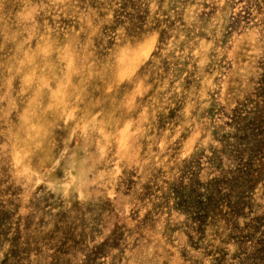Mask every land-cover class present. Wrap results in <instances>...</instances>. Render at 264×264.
<instances>
[{"label": "rangeland", "instance_id": "rangeland-1", "mask_svg": "<svg viewBox=\"0 0 264 264\" xmlns=\"http://www.w3.org/2000/svg\"><path fill=\"white\" fill-rule=\"evenodd\" d=\"M0 264H264V0H0Z\"/></svg>", "mask_w": 264, "mask_h": 264}]
</instances>
